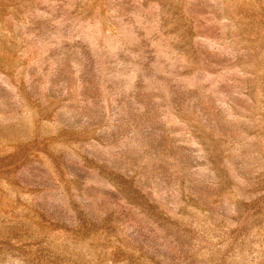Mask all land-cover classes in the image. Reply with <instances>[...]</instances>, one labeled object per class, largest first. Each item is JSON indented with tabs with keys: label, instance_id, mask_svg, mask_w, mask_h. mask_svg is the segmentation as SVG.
<instances>
[{
	"label": "rangeland",
	"instance_id": "rangeland-1",
	"mask_svg": "<svg viewBox=\"0 0 264 264\" xmlns=\"http://www.w3.org/2000/svg\"><path fill=\"white\" fill-rule=\"evenodd\" d=\"M0 264H264V0H0Z\"/></svg>",
	"mask_w": 264,
	"mask_h": 264
}]
</instances>
